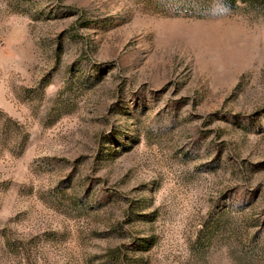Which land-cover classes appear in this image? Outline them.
<instances>
[{"label":"rangeland","instance_id":"374dc122","mask_svg":"<svg viewBox=\"0 0 264 264\" xmlns=\"http://www.w3.org/2000/svg\"><path fill=\"white\" fill-rule=\"evenodd\" d=\"M0 264H264V0H0Z\"/></svg>","mask_w":264,"mask_h":264}]
</instances>
